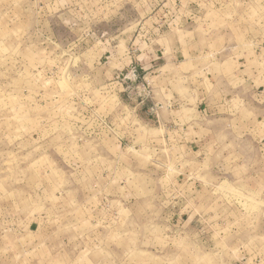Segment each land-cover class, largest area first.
Wrapping results in <instances>:
<instances>
[{
    "label": "rangeland",
    "instance_id": "374dc122",
    "mask_svg": "<svg viewBox=\"0 0 264 264\" xmlns=\"http://www.w3.org/2000/svg\"><path fill=\"white\" fill-rule=\"evenodd\" d=\"M260 88L264 0H0V264H264V188L138 113L208 94L214 163L264 169Z\"/></svg>",
    "mask_w": 264,
    "mask_h": 264
},
{
    "label": "crops",
    "instance_id": "0c3cea01",
    "mask_svg": "<svg viewBox=\"0 0 264 264\" xmlns=\"http://www.w3.org/2000/svg\"><path fill=\"white\" fill-rule=\"evenodd\" d=\"M184 61H179L177 63H171L168 62V66H170V69H172L175 66L181 67V64H183ZM242 66V65H241ZM239 67V70H242V67ZM141 68H143L141 66ZM155 78L157 76H154ZM263 90L260 88L258 89V92L256 94V99L260 102L264 99V94H262ZM163 95L161 98L167 99L166 103L169 106H163L161 111L157 112V114L150 113L149 112V106L150 102L148 101L145 105H142L140 109L138 110L142 112V110H145V113L148 114L150 118V121H147V123L151 124L154 121L153 127H151L154 130L158 131H163L162 133V140L164 143L168 145H173L175 147H178L180 151L181 149L186 147L189 148H195L196 149V155H203V159L211 160V166H210V175L206 174L204 177H212L215 178V173H221L223 171H230L233 174H239L241 173L242 175V180L243 184L242 187L245 189V191H251V192H260L261 190L263 191L264 188V169L260 165L257 167V165H253L252 161L248 158V156L243 157L242 163L239 164H234L236 161L235 159H232L231 157H228V159L225 161V163L222 162H216L214 163V154L218 155L217 158H220V155H223L220 150L219 142L220 140L218 139L217 132H216V127H217V122L219 121V118L216 119H209L205 121V118L203 116L208 115L209 113L215 114V112H221L222 105L219 103H210L207 101L208 99V94L204 95L201 94L200 99L198 103H190L189 99L190 98V93L184 91L182 93H178L177 91H172L170 93L164 92L162 93ZM243 95V94H242ZM249 96V93L245 96L243 95L242 97H247ZM216 98H222L216 97ZM205 100V101H204ZM155 101V99H154ZM153 101V102H154ZM140 104V103H139ZM138 104V105H139ZM137 105V106H138ZM247 106L249 104H246ZM191 114L190 116V121L195 124L194 125V135H189L187 138L186 131L188 129V126H183L182 124V117H184L183 114ZM153 114V115H152ZM152 115V116H151ZM151 117L153 119H151ZM186 118V117H184ZM212 122V123H208ZM188 122V118H186L185 123ZM187 124V123H186ZM210 130V131H209ZM186 132V133H185ZM201 132V133H198ZM202 134V135H198ZM247 141V140H246ZM249 142V141H248ZM256 143H259L262 147H264V141L260 139V141H257ZM229 151H227L228 153ZM214 155V156H213ZM261 155V154H260ZM231 156V155H230ZM262 158H264V155H261ZM216 158V159H217ZM264 163L263 160L260 161V164ZM259 164V162H258ZM255 166V167H253ZM229 169V170H228ZM239 170V171H238ZM223 173V172H222ZM218 177V175H217ZM234 180L236 179L233 178ZM236 181V180H235ZM195 224H198L195 222ZM259 239V247L254 250L257 251L259 256H262V261L264 260V245H260L262 242V238L260 235H256ZM255 237V236H254ZM260 252H259V251ZM252 251L253 253H256ZM245 253H252L250 251H244Z\"/></svg>",
    "mask_w": 264,
    "mask_h": 264
}]
</instances>
